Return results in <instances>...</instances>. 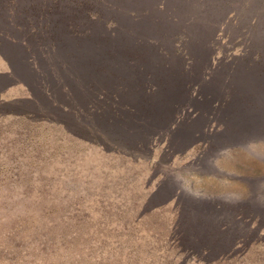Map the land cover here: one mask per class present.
<instances>
[{
    "label": "rangeland",
    "instance_id": "obj_1",
    "mask_svg": "<svg viewBox=\"0 0 264 264\" xmlns=\"http://www.w3.org/2000/svg\"><path fill=\"white\" fill-rule=\"evenodd\" d=\"M0 119L23 169L96 190L136 172L203 243L264 264V0H0Z\"/></svg>",
    "mask_w": 264,
    "mask_h": 264
},
{
    "label": "trees",
    "instance_id": "obj_2",
    "mask_svg": "<svg viewBox=\"0 0 264 264\" xmlns=\"http://www.w3.org/2000/svg\"><path fill=\"white\" fill-rule=\"evenodd\" d=\"M8 141L0 142L5 145L0 152L1 254L6 256L0 264H52L56 253L58 264L245 262L243 255L203 243L177 204L147 199L136 189V172L106 176L96 190L79 170L49 175L23 169L33 160L5 150L13 149L6 147ZM75 181L86 182L85 192L73 195Z\"/></svg>",
    "mask_w": 264,
    "mask_h": 264
}]
</instances>
